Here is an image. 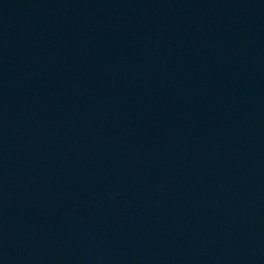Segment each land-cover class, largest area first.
<instances>
[{"label": "water", "instance_id": "1", "mask_svg": "<svg viewBox=\"0 0 264 264\" xmlns=\"http://www.w3.org/2000/svg\"><path fill=\"white\" fill-rule=\"evenodd\" d=\"M0 264H264V0H0Z\"/></svg>", "mask_w": 264, "mask_h": 264}]
</instances>
